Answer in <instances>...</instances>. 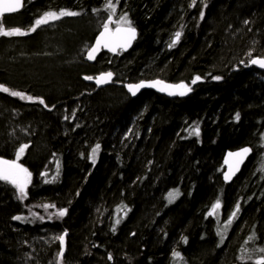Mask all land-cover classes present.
Masks as SVG:
<instances>
[{
    "label": "trees",
    "instance_id": "16d2710c",
    "mask_svg": "<svg viewBox=\"0 0 264 264\" xmlns=\"http://www.w3.org/2000/svg\"><path fill=\"white\" fill-rule=\"evenodd\" d=\"M22 2L0 18L5 30L23 32L49 11L78 14L0 35V86L9 89L0 91V159L27 169L23 196L0 180V264H252L263 256L264 72L247 66L264 58V0H112L115 14L107 0ZM125 14L137 31L133 47L86 63L83 50L100 28ZM101 71L114 83L96 89L84 79ZM143 80L191 90L131 98L123 85ZM246 146L250 157L226 184L224 153Z\"/></svg>",
    "mask_w": 264,
    "mask_h": 264
},
{
    "label": "snow or ice",
    "instance_id": "6c2138e0",
    "mask_svg": "<svg viewBox=\"0 0 264 264\" xmlns=\"http://www.w3.org/2000/svg\"><path fill=\"white\" fill-rule=\"evenodd\" d=\"M22 6V0H0V15H3L5 13H13L16 12L20 7ZM115 7L116 5L112 2V0H107L106 8H108L111 12V14H115ZM76 12H70V11H60L59 13L55 11H49L45 12L42 16H40L38 19L35 20L32 27L29 29V31H35L36 28L43 24H47L50 20H56L59 19L62 16H74L77 15ZM201 17H203V12L201 13ZM120 20L123 21L125 24H128L129 26L127 28L117 27L115 32H112L109 30L108 22L104 24V31L101 32L100 36L97 38L96 45L92 46L87 53V59L92 60L95 58V53L98 51V49L101 46L107 47L109 51H115L117 47H126L128 44L131 43V40L135 38L136 30L135 28H132L130 26V21L127 20L126 14L120 17ZM109 22H111V15L109 16ZM247 23V21L245 22ZM26 32H22L19 28H14L10 31L5 30L4 26L0 24V35L3 36H21L26 35ZM181 33L177 32L175 33V39L172 41V44L169 46H173L180 38ZM115 38V39H114ZM252 64H258L261 68H264V59H252ZM112 73H102L100 76L95 78L96 84L99 86L101 84L107 83L112 78ZM84 79L86 80H92L93 77L91 76H85ZM200 79L199 76L195 77V79L192 81V83H196ZM215 79H219V77H215ZM158 85H161L159 88L160 91H167L169 95H185L188 91L191 89L181 83L178 85H166L163 84L162 81H155L152 83L146 84L145 82L141 81L139 84H129L127 85L129 92L132 93V95H135L136 92L142 88V87H157ZM0 91L8 92L9 89L4 88L3 86H0ZM12 96H19L22 99L24 98V94L20 92L12 91L10 93ZM29 100H33V97H27ZM39 103L43 104V99L39 100ZM236 119H239V114H237ZM196 134L198 135V130H196ZM27 145H22L16 155L17 158L24 152L25 148H27ZM99 145H97L92 150V158L93 161L95 159V154L99 150ZM250 151L249 148L242 149L239 153L232 154L229 153V155H236L238 157H241V159ZM27 169L22 168L20 165L16 164L15 161L9 162L0 160V180L7 181L11 184H13L18 191L20 192L21 196L24 194V190L26 187V179L25 176L22 174H26ZM231 175V169L229 173L225 174V180L230 179ZM178 195L176 192L169 193V199H174L175 196ZM219 202L217 204L213 205V212H210L209 215H212L215 211V209L219 208ZM45 208L52 207L51 205H44ZM239 211V206H237L236 211L232 213V217H235ZM65 214L64 210H61L58 215L63 216ZM14 219H19V217H15ZM119 221H117L118 223ZM228 223H231V218L229 219ZM255 237H250V239H254ZM58 239L61 241V245H63L64 237L60 236ZM257 251L264 253V249H258ZM62 251L58 255L62 256ZM174 256H179V253H174ZM111 258V257H110ZM256 264H264V258L258 259L256 261Z\"/></svg>",
    "mask_w": 264,
    "mask_h": 264
},
{
    "label": "water",
    "instance_id": "95a60500",
    "mask_svg": "<svg viewBox=\"0 0 264 264\" xmlns=\"http://www.w3.org/2000/svg\"><path fill=\"white\" fill-rule=\"evenodd\" d=\"M23 4V2H22ZM22 9V6L16 11V12H13V13H5L3 15H0V18L1 17H4V16H10V15H14L18 12H20ZM117 27H122V28H127L128 26H114V27H109V30L112 31V32H115L116 28ZM133 28V27H132ZM136 30V29H135ZM104 31V27L100 28V30L97 32L96 36L94 37L91 45L85 50V53H84V61L88 64H92L94 63V61L97 59L98 56H100L101 54H106V55H110V56H116L119 52H122V53H126L128 52L134 45L136 39H137V31H136V35H135V38L131 40V43L128 44L126 47H117L115 51H109V49L107 47H104V46H101L98 51L95 53V58L92 59V60H89L87 59V53H88V50L92 47V46H95L96 45V41H97V38L100 36L101 32ZM115 39V38H114ZM253 59H264V58H253ZM252 60V59H251ZM249 67H253L254 69H256L257 71H261V72H264V68H261L258 64H252L251 61L249 62L248 64ZM102 73H108V72H102ZM102 73L96 75L95 77H93V79L91 80V83L93 84L94 87H96V89H102L106 86H109L110 84H113V80L114 78L112 77L111 80L107 83H104V84H101V85H97L96 82H95V78L100 76ZM155 81H161V80H147V81H144L146 84L148 83H152V82H155ZM141 81H138V82H135V83H128V84H124L123 85V88L125 90V92L131 97V98H136L141 92L143 91H151L159 96H163L165 98H175V97H180V98H183L185 96H187L188 92L181 96V95H169L167 91H160L159 88L161 87V85H158L157 87H142L140 88L135 95H132L131 92H129L128 90V87L127 85L129 84H139ZM163 84H166V85H173V84H170L168 82H164L162 81ZM178 85V84H177ZM244 148H249V147H241L239 149H236V150H231V151H226L223 155V158H222V161H221V166H222V169H223V173H222V180L226 183L228 182H231L234 177H236L242 167L244 166L245 162L247 161V159L250 157L251 155V149L250 151L241 159V157H238L236 155H229V153H232V154H236V153H239L242 149ZM0 160H3V159H0ZM6 161V160H4ZM10 162V161H9ZM230 169H231V175H230V179L228 180H225V174L226 173H229L230 172ZM7 182V181H5ZM9 183V182H7Z\"/></svg>",
    "mask_w": 264,
    "mask_h": 264
},
{
    "label": "rangeland",
    "instance_id": "374dc122",
    "mask_svg": "<svg viewBox=\"0 0 264 264\" xmlns=\"http://www.w3.org/2000/svg\"><path fill=\"white\" fill-rule=\"evenodd\" d=\"M51 21H53V20H50L49 22H51ZM113 22L115 23V24H118L119 26H124V25H126L123 21H121L120 20V18H118V17H115V20H113ZM32 26H27V27H24L23 28V32H26L27 34L29 33V29L31 28ZM91 45V44H90ZM89 45V46H90ZM89 46H86V48L87 47H89ZM86 50V49H85ZM85 50H83V52L85 51ZM124 54V53H123ZM102 72V71H101ZM100 73V72H99ZM99 73H96V74H99ZM96 74L95 75H93V77H95L96 76ZM96 155V154H95ZM95 159H96V157H95ZM94 159V160H95ZM90 160L93 162V158H92V155H91V157H90ZM15 163L16 164H18V162L17 161H15ZM19 165V164H18ZM22 175H24L25 176V179H26V183H27V174H22ZM234 211H231V212H229V214L227 215V218H225L224 220L226 221V224H225V227H227L226 225H228L229 223H228V221H229V219L231 218V220L233 219V217H232V213H233ZM223 226H224V224L222 225V228H223ZM220 228H221V224H220ZM217 232H218V230H217Z\"/></svg>",
    "mask_w": 264,
    "mask_h": 264
},
{
    "label": "flooded vegetation",
    "instance_id": "af4514ba",
    "mask_svg": "<svg viewBox=\"0 0 264 264\" xmlns=\"http://www.w3.org/2000/svg\"><path fill=\"white\" fill-rule=\"evenodd\" d=\"M176 98V97H175ZM180 98V97H179ZM169 99H171V98H169ZM222 167V166H221ZM222 173H223V171H222ZM222 178V177H221ZM226 183V182H225ZM248 201H250V199L248 200ZM234 222V221H233ZM233 222H232V224H233ZM230 224V223H229ZM228 224V225H229ZM232 224H231V226H232ZM227 228H228V226H227ZM226 231H224L223 232V234H222V236H221V239L223 240V239H225L227 236H226ZM248 242H250V238L248 239ZM247 252H248V248H247ZM254 258H257L256 259V261L258 260V259H261V258H264V254H263V256H261V257H254ZM249 260L247 261V262H245V261H243L242 263L243 264H250V258H248ZM256 261H254V263L256 264ZM254 263H252V264H254Z\"/></svg>",
    "mask_w": 264,
    "mask_h": 264
},
{
    "label": "bare ground",
    "instance_id": "6f19581e",
    "mask_svg": "<svg viewBox=\"0 0 264 264\" xmlns=\"http://www.w3.org/2000/svg\"><path fill=\"white\" fill-rule=\"evenodd\" d=\"M249 62H250V60H249ZM249 62H248V64H249ZM247 67H249V66H247ZM170 84H173V85H177V84H181V83H170ZM188 94H189V91H188ZM237 149H239V148H237ZM251 149V148H250ZM233 150H236V149H233ZM229 151H231V150H229ZM234 179H235V177H234ZM233 181V180H232ZM232 181L231 182H228V183H226V184H230V183H232Z\"/></svg>",
    "mask_w": 264,
    "mask_h": 264
}]
</instances>
